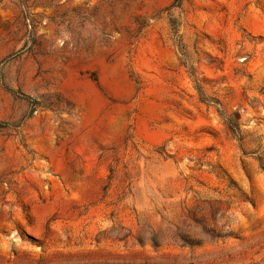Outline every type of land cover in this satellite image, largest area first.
Returning a JSON list of instances; mask_svg holds the SVG:
<instances>
[{
	"label": "rangeland",
	"instance_id": "1",
	"mask_svg": "<svg viewBox=\"0 0 264 264\" xmlns=\"http://www.w3.org/2000/svg\"><path fill=\"white\" fill-rule=\"evenodd\" d=\"M0 264H264V0H0Z\"/></svg>",
	"mask_w": 264,
	"mask_h": 264
}]
</instances>
